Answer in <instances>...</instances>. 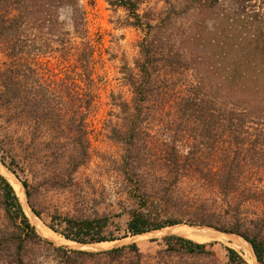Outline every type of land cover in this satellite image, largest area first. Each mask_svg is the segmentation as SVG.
Instances as JSON below:
<instances>
[{"label":"trees","instance_id":"trees-1","mask_svg":"<svg viewBox=\"0 0 264 264\" xmlns=\"http://www.w3.org/2000/svg\"><path fill=\"white\" fill-rule=\"evenodd\" d=\"M107 1L125 9L128 25L144 31L134 66L124 64L121 69L130 98L111 95L116 123L110 119L108 125L109 138L123 148L117 170L131 182V196L138 198V205L129 210L125 234L181 222L161 218L157 209L173 186L192 177L211 197L181 198L187 221L240 235L264 264V0H166L160 11L143 13V0ZM64 9L70 11L72 31L62 19ZM71 32L81 40L73 69L64 78L42 80L39 59L53 44L61 54L68 45L74 48ZM86 36L80 0H0V49L9 59L0 71V106L6 109L1 127L7 131L15 123L22 130L16 139L5 134L0 151L17 154L35 178L43 169L38 159L41 143L53 147L49 167L62 169L69 179L91 159L87 118L97 95L94 47ZM153 125L175 133L169 140L160 139ZM66 130L74 135L65 137ZM185 131L192 142L176 134ZM65 139L72 141L71 148ZM182 142L185 152L177 144ZM22 184L29 194L28 182ZM0 189L8 219L17 229L15 235L0 237V252L5 243L17 241L16 251L6 246L12 260L8 264H25L24 243L42 239L1 174ZM109 225L107 216L59 213L48 223L67 240L83 244L114 241V234L106 233ZM167 244L170 250L196 256L208 254L215 243L171 236ZM128 249L139 252L137 245ZM59 250L73 257L94 255ZM227 251L230 263H245L236 250Z\"/></svg>","mask_w":264,"mask_h":264},{"label":"rangeland","instance_id":"rangeland-1","mask_svg":"<svg viewBox=\"0 0 264 264\" xmlns=\"http://www.w3.org/2000/svg\"><path fill=\"white\" fill-rule=\"evenodd\" d=\"M165 1L143 0L141 12L143 13L148 9L158 12L165 6ZM80 5L85 13L87 29L85 40L94 47L93 77L97 98L95 107L87 118V132L91 144L90 161L72 179H69L62 169L49 167L52 164H48L51 161V159L48 160V156L50 155V149L53 147L47 145L46 142L41 143L38 147V159L43 169L35 178L17 154L14 152L2 153L0 151V174L13 185L25 213L42 239V241L36 240L24 243L23 253L25 256H23V259L25 264H237L229 262L228 248L236 250L242 256L245 261L243 264H259L255 261V257L252 261L247 260L240 250L233 247L229 237L211 241L215 244L208 247V251H210L208 254L195 256L187 255L179 251L178 248L177 251L170 250L167 239L179 235H165L164 232L160 231L148 233L141 237L125 234L126 225L130 218L129 210L138 205V198L131 196V182L123 173L117 170L123 148L120 143L109 138L108 125L110 119L113 120V124L116 123V118L111 115L117 112L112 105L111 95L120 94L127 99L130 98L129 88L122 80L121 69L124 64L130 67L134 66V61L138 56L137 44L143 38L144 31L142 28L128 25L125 9L112 7L107 0H80ZM61 16L67 22L66 29L72 31L69 19L70 11L68 9L62 10ZM69 39L74 48H70V50L69 47L71 46L68 45V49L61 54V48L53 44V48L39 59L40 64L37 69L42 76V80L51 76L64 78L73 69L77 53L76 47L80 45L81 40L72 32ZM5 63L8 64L9 59L6 53L0 49V71L6 67ZM2 89L0 86V93ZM5 111L6 109L0 106V140L7 133L10 137L16 139L22 133V130L15 123L7 131L1 127L5 123L4 118H2L6 114ZM153 126L151 128L153 134H157L160 139L169 140L168 137L175 133V129L166 130ZM17 130L20 132H17ZM178 133L184 135L186 142H192L186 131L177 132L176 134L178 135ZM63 135L65 137L73 136L74 133L66 130ZM65 140L67 142L66 147L71 148L72 141ZM177 144L183 152L187 151L184 142ZM12 159H15V162H12ZM10 167H13L15 173L10 170ZM24 180L29 184V194L28 189H23L19 184ZM171 192L172 194L167 201L160 203L161 207L157 209L161 218L181 219V222L177 224L188 227L216 228L211 225L188 222V214L182 207L183 201H181V198L183 197L190 200H196L197 198L205 200L211 197L210 190L201 187V182L188 177L177 186H173ZM34 209L41 213L40 217L35 214ZM57 213L71 217L107 216L110 225L107 227L106 233L107 235H109L108 233L114 234L116 239L102 244L96 250L73 241L74 246H67L72 248L61 247L62 244L42 235L37 227V220H40L49 228L50 216ZM167 227L169 226L165 228ZM208 228L202 230H208ZM16 233V227L8 219L0 189V237L3 238L4 235L9 234L11 236V234L15 235ZM56 234L63 238L62 235ZM225 235L236 236L233 234ZM17 243V241H13L10 244L9 242L4 244L0 252V264H8L9 261H12L9 260L5 249L9 244L7 247L13 249L12 252L16 251ZM132 245H137L138 253L135 250L128 249ZM60 247L67 251H86L94 255L83 258L73 257L59 250ZM81 248L82 250H79ZM116 248H126V250L119 254H107V252H111ZM69 257L72 261L75 258V262H71Z\"/></svg>","mask_w":264,"mask_h":264},{"label":"bare ground","instance_id":"bare-ground-1","mask_svg":"<svg viewBox=\"0 0 264 264\" xmlns=\"http://www.w3.org/2000/svg\"><path fill=\"white\" fill-rule=\"evenodd\" d=\"M37 227L39 229V232L42 235L48 236V237L52 238L53 240L58 241L60 244L64 245L63 247L74 246V243L72 241L67 240L64 237L63 238L60 237L54 231L47 228L40 220H37ZM204 228H208V227H196V226L188 227V226H184V225H175V226L167 227L165 229L158 230V231L151 232V233H156V232L160 231V232H164L165 235H168V234L179 235V236L191 239V240L198 242V243H208V242H211V241L216 240V239L222 240L224 238L229 237V239L232 241L233 247L240 250L242 255L247 260H249V261H252V259L254 260L255 255H254V252L252 250V247L244 239L237 237V236H235V237L227 236L225 234H229V233H223V232L214 230L212 228H208V230H202ZM198 230H202V231H198ZM146 234H148V233L136 235L135 237L145 236ZM105 243H107V242L95 243V244L87 245V246L89 248H93L94 250H96V249H99L100 246L102 244H105ZM68 248H70V247H68Z\"/></svg>","mask_w":264,"mask_h":264},{"label":"water","instance_id":"water-1","mask_svg":"<svg viewBox=\"0 0 264 264\" xmlns=\"http://www.w3.org/2000/svg\"><path fill=\"white\" fill-rule=\"evenodd\" d=\"M15 177V176H14ZM10 182V181H9ZM19 184L21 185V187L23 188V189H25V187L23 186V184H22V182L20 183L19 182ZM12 185V184H11ZM13 186V185H12ZM14 188V187H13ZM15 190V189H14ZM16 192V191H15ZM17 194V193H16ZM18 196V195H17ZM20 201V200H19ZM27 215V214H26ZM28 217V216H27ZM29 218V217H28ZM30 220V219H29ZM31 222V221H30ZM33 225V224H32ZM175 225H179V224H175ZM186 225V224H185ZM172 226H174V225H172ZM189 226H192V225H189ZM170 227V226H169ZM196 227H198V226H196ZM36 228V227H35ZM165 228V227H164ZM164 228H161V229H164ZM161 229H157V230H151V231H148V232H145V233H151V232H155V231H158V230H161ZM212 229H214V230H217V231H220V232H223V233H229V234H233V235H236V236H238V237H241L240 235H238V234H235V233H231V232H228V231H226V230H223V229H220V228H212ZM37 231V230H36ZM38 233V232H37ZM141 234H143V233H141ZM39 235V234H38ZM137 235H140V234H137ZM40 236V235H39ZM134 237L136 236V235H133ZM242 239H244L243 237H241ZM245 240V239H244ZM246 241V240H245ZM78 243V242H77ZM249 243V242H248ZM78 244H80V245H92V244H95V243H92V244H83V243H78ZM250 244V243H249ZM61 246V245H60ZM61 247H63V246H61ZM60 247V248H61ZM252 247V246H251ZM65 248H68V247H65ZM71 248V247H70ZM73 248H75V247H73ZM79 250H82V248L81 249H79ZM253 250V249H252ZM254 252V251H253ZM255 255V254H254ZM255 261H257V259H256V256H255ZM258 262V261H257Z\"/></svg>","mask_w":264,"mask_h":264}]
</instances>
